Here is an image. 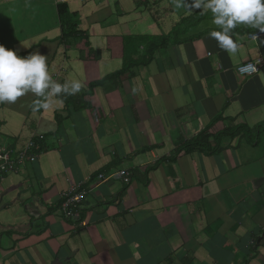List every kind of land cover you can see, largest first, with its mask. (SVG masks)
Returning a JSON list of instances; mask_svg holds the SVG:
<instances>
[{
    "label": "crops",
    "instance_id": "obj_1",
    "mask_svg": "<svg viewBox=\"0 0 264 264\" xmlns=\"http://www.w3.org/2000/svg\"><path fill=\"white\" fill-rule=\"evenodd\" d=\"M212 21L177 0H0V44L84 85L48 109L32 93L0 103V147L38 152L0 180V264H264V137L173 159L208 126L264 122V37L239 25L229 53ZM247 61L260 70L240 75ZM119 169L131 177L97 180ZM77 185L86 227L60 211Z\"/></svg>",
    "mask_w": 264,
    "mask_h": 264
},
{
    "label": "clouds",
    "instance_id": "obj_2",
    "mask_svg": "<svg viewBox=\"0 0 264 264\" xmlns=\"http://www.w3.org/2000/svg\"><path fill=\"white\" fill-rule=\"evenodd\" d=\"M210 11L213 23L220 29L212 31L210 37L218 46L235 53L238 45L232 38L239 25H250L264 32V0H177V7ZM84 87L80 80L73 79L58 83L53 79L47 56L39 51L20 56L13 49L0 44V103H14L18 98L32 93L38 99L34 111L48 109L53 98L72 96Z\"/></svg>",
    "mask_w": 264,
    "mask_h": 264
},
{
    "label": "built area",
    "instance_id": "obj_3",
    "mask_svg": "<svg viewBox=\"0 0 264 264\" xmlns=\"http://www.w3.org/2000/svg\"><path fill=\"white\" fill-rule=\"evenodd\" d=\"M251 40H257L264 37V32L259 30L250 31L247 34ZM260 62V61H258ZM237 72L242 76H250L256 74L260 67L257 62H243L236 68ZM58 74L56 75V77ZM38 158L35 141L30 138L20 148L6 149L0 147V180L3 175L8 173H19L28 163H33ZM131 177L126 170H113L110 172H101L97 176V180L101 182L108 181L112 178L127 179ZM60 211L66 220L76 222L79 226H88L87 221L81 220L80 213L86 201V190L80 185L70 186L61 196Z\"/></svg>",
    "mask_w": 264,
    "mask_h": 264
},
{
    "label": "trees",
    "instance_id": "obj_4",
    "mask_svg": "<svg viewBox=\"0 0 264 264\" xmlns=\"http://www.w3.org/2000/svg\"><path fill=\"white\" fill-rule=\"evenodd\" d=\"M64 10H65V6L61 4L59 6L60 16L64 15L63 13ZM73 31H75V25L66 24L63 37L69 38V36H71L70 33H72ZM158 46H159L158 43L155 42L150 43V45H148L147 47V52L145 56L148 57L149 59L153 58L154 53ZM220 119L223 118L221 116L216 117V120H220ZM229 121L230 122L232 121L233 124L235 119ZM230 125L229 127L224 128L223 130L216 133H210L209 132L210 126L206 127L199 134H197V136L193 137L189 141H186L181 146H179L174 154L173 159H176V157L182 153L194 152L201 148L207 150L210 154L218 153L224 148V145H222V141L224 137H230V138L238 137V139L245 138L248 141V143L252 145H258L262 142V139L264 137V122L253 127H250L246 123H238L236 125H231V126ZM211 138L213 139V144L210 142Z\"/></svg>",
    "mask_w": 264,
    "mask_h": 264
}]
</instances>
